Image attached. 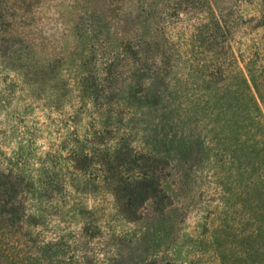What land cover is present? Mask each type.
<instances>
[{
  "label": "trees",
  "instance_id": "16d2710c",
  "mask_svg": "<svg viewBox=\"0 0 264 264\" xmlns=\"http://www.w3.org/2000/svg\"><path fill=\"white\" fill-rule=\"evenodd\" d=\"M117 3L79 4L104 64L102 84L90 85L95 125L82 138L69 133L68 147L52 143L44 151L50 165L36 175L0 164V264H77L75 243L100 237L106 202L112 217L137 226L133 238L150 250L144 206L149 219L160 218L177 189L203 177L212 178L236 218V231L223 243L262 264L264 66L255 75L246 66L233 69L212 49L208 63L174 71L175 50L160 33L152 0H137L123 26ZM13 6L0 0V40ZM132 112L137 116H127ZM94 196L98 203H88ZM117 257L108 259L120 264Z\"/></svg>",
  "mask_w": 264,
  "mask_h": 264
},
{
  "label": "rangeland",
  "instance_id": "374dc122",
  "mask_svg": "<svg viewBox=\"0 0 264 264\" xmlns=\"http://www.w3.org/2000/svg\"><path fill=\"white\" fill-rule=\"evenodd\" d=\"M136 1L118 0V15L125 19L122 26L133 16ZM12 2L13 15L0 40V164L9 168L11 162L23 173L36 175L49 167L44 151L52 143L68 147L69 133L82 138L95 125L91 119L98 112L90 85L102 84L104 64L91 28L79 18L81 0ZM152 3L163 21L160 33L175 50L174 71L208 63L214 59L209 54L212 49L233 69L246 66L255 75L264 66V0ZM115 45L112 40L109 49ZM127 116L136 117L137 112ZM172 178L177 188L179 178ZM99 199L94 196L88 203L97 204ZM170 201L160 218L150 214L152 220L146 216L150 207L144 206L141 221L152 229L150 250H145V240L133 238L137 226L112 217L106 202L100 237L88 243L77 240L75 262L81 264L86 258L88 264H112L111 253L118 255L120 264L128 260L129 264H250L254 260L231 253L223 243L237 223L229 200L220 195L211 177L188 181ZM119 234L128 240L125 244L111 240ZM80 253H85L84 259Z\"/></svg>",
  "mask_w": 264,
  "mask_h": 264
}]
</instances>
